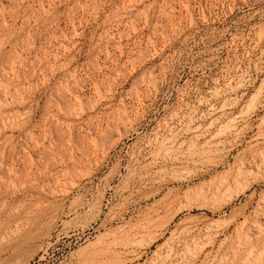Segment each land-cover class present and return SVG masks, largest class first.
Listing matches in <instances>:
<instances>
[{"label": "rangeland", "instance_id": "rangeland-1", "mask_svg": "<svg viewBox=\"0 0 264 264\" xmlns=\"http://www.w3.org/2000/svg\"><path fill=\"white\" fill-rule=\"evenodd\" d=\"M0 264H264V0H0Z\"/></svg>", "mask_w": 264, "mask_h": 264}, {"label": "bare ground", "instance_id": "bare-ground-1", "mask_svg": "<svg viewBox=\"0 0 264 264\" xmlns=\"http://www.w3.org/2000/svg\"><path fill=\"white\" fill-rule=\"evenodd\" d=\"M162 208H160V209H157L155 212L158 214V213H160V211H162V209H165V208H167L168 207V205H162L161 206Z\"/></svg>", "mask_w": 264, "mask_h": 264}]
</instances>
